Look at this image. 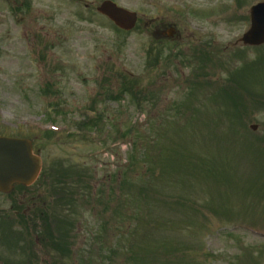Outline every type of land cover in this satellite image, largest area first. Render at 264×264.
<instances>
[{"label":"rangeland","instance_id":"rangeland-1","mask_svg":"<svg viewBox=\"0 0 264 264\" xmlns=\"http://www.w3.org/2000/svg\"><path fill=\"white\" fill-rule=\"evenodd\" d=\"M101 1L0 0V130L44 162L0 195V264H264V46L237 44L264 0H114L139 15L129 33ZM159 22L180 41L157 46ZM201 69L239 93L212 101L188 83ZM38 195L72 229L50 227L58 256L19 219Z\"/></svg>","mask_w":264,"mask_h":264},{"label":"water","instance_id":"water-1","mask_svg":"<svg viewBox=\"0 0 264 264\" xmlns=\"http://www.w3.org/2000/svg\"><path fill=\"white\" fill-rule=\"evenodd\" d=\"M98 12L107 16L122 30L130 31L135 27L137 15L105 1ZM252 27L242 41L246 45L264 44V3L251 10ZM42 162L33 153L29 140L0 137V191L10 192L14 184L31 185L39 176Z\"/></svg>","mask_w":264,"mask_h":264},{"label":"flooded vegetation","instance_id":"flooded-vegetation-1","mask_svg":"<svg viewBox=\"0 0 264 264\" xmlns=\"http://www.w3.org/2000/svg\"><path fill=\"white\" fill-rule=\"evenodd\" d=\"M179 33H178V30L175 28V25H167V23H162V22H159V23H156L155 24V27H154V37L156 38V41H159V42H164V41H180V37H179ZM167 39V40H166ZM0 133H7L6 131H1L0 130ZM32 189V187H29V188H21V190H24V191H27ZM1 195V194H0ZM4 196V195H3ZM6 197V196H5ZM44 202V201H43ZM42 202V203H43ZM41 203V196H31L28 198V201L26 202V204L24 206L28 207V210L29 211H32L33 210V217L31 219H28V214H25V216H21L19 219H21L23 222H25L27 220V226H25V230H28L29 233L31 232V228L28 226L30 223H33L36 224V223H43V219L45 218V216L43 215V211L44 209H38L37 211H35L36 208L40 207L42 205ZM23 215V214H22ZM43 217H42V216ZM23 224V223H21ZM20 224V225H21ZM24 225V224H23ZM23 225H21V227H23ZM35 226V225H34ZM37 226V225H36ZM40 230V229H39ZM34 231H36L38 233V231L36 230V228L34 229ZM41 234V233H40ZM33 237V236H32ZM34 238V237H33ZM38 245H41L43 246L45 243L44 242H41L42 240H44V237L40 240V236L39 237H36L35 238ZM47 244H49L48 242H46ZM10 248V247H8ZM11 250V248L9 249ZM32 255V254H31ZM33 257L31 256H27L26 257V260H23V264H30V263H33L35 264L34 262L31 261ZM0 259H2L0 257ZM9 260V259H8ZM1 262H3L4 260H0ZM5 262V261H4ZM9 264H13L12 262L10 263V260H9ZM22 264V263H21Z\"/></svg>","mask_w":264,"mask_h":264}]
</instances>
